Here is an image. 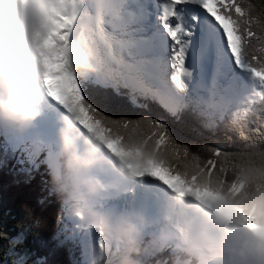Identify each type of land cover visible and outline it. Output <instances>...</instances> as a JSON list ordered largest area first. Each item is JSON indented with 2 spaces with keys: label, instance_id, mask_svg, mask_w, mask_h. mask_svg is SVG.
Masks as SVG:
<instances>
[{
  "label": "snow or ice",
  "instance_id": "1",
  "mask_svg": "<svg viewBox=\"0 0 264 264\" xmlns=\"http://www.w3.org/2000/svg\"><path fill=\"white\" fill-rule=\"evenodd\" d=\"M31 39L43 70L39 115L24 130L0 125V167L11 163L26 183L41 167L47 175L63 110L117 162L105 199L151 214L163 187L264 235L239 201L234 156L264 145V0H41ZM43 183L40 204L55 197ZM56 222L51 240L36 236L17 252L31 227L22 226L11 264H54L48 256L62 248L72 264H90V245L118 246L61 208ZM151 227L175 242L158 217Z\"/></svg>",
  "mask_w": 264,
  "mask_h": 264
},
{
  "label": "clouds",
  "instance_id": "2",
  "mask_svg": "<svg viewBox=\"0 0 264 264\" xmlns=\"http://www.w3.org/2000/svg\"><path fill=\"white\" fill-rule=\"evenodd\" d=\"M40 4L0 0V125L18 131L39 115L43 70L34 58L31 37ZM234 156L236 177L245 184L239 201L264 224V145L249 144ZM45 167L48 186L65 214L118 242L111 251L90 245V264H264V235L190 198L161 187L151 214L141 204L105 199L103 185L119 175L117 162L66 111L56 117L55 149ZM153 216L175 242L161 241L151 227Z\"/></svg>",
  "mask_w": 264,
  "mask_h": 264
},
{
  "label": "trees",
  "instance_id": "3",
  "mask_svg": "<svg viewBox=\"0 0 264 264\" xmlns=\"http://www.w3.org/2000/svg\"><path fill=\"white\" fill-rule=\"evenodd\" d=\"M195 142L199 144L205 141L197 138ZM11 169V163L6 168L0 167V261L3 262L6 258L9 263L14 257L6 255L7 250L12 247L10 240L21 231L22 226L31 227L25 244L15 246L18 252L25 247L33 248L32 242L36 236L51 240L57 229L56 221L60 210V204L54 196L49 197L44 204L38 203L41 197L47 196L43 181H48V175H42L45 173L44 167L34 172V178L27 183L24 174L15 173ZM35 218L40 219L39 225L34 224ZM43 251L41 250L42 254ZM75 255L78 257L79 252ZM72 258L73 254L67 248L48 256L54 264H72Z\"/></svg>",
  "mask_w": 264,
  "mask_h": 264
},
{
  "label": "rangeland",
  "instance_id": "4",
  "mask_svg": "<svg viewBox=\"0 0 264 264\" xmlns=\"http://www.w3.org/2000/svg\"><path fill=\"white\" fill-rule=\"evenodd\" d=\"M15 251H17V250H15ZM17 252H18V251H17ZM15 258H16V257H13V259H15ZM13 259H12V260H13ZM11 262H12V261H11ZM11 262H10L9 264H11ZM0 264H3V262L0 261Z\"/></svg>",
  "mask_w": 264,
  "mask_h": 264
}]
</instances>
